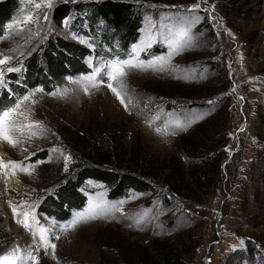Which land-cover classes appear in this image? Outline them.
Listing matches in <instances>:
<instances>
[{"label":"rangeland","instance_id":"374dc122","mask_svg":"<svg viewBox=\"0 0 264 264\" xmlns=\"http://www.w3.org/2000/svg\"><path fill=\"white\" fill-rule=\"evenodd\" d=\"M17 1L20 10L0 37V59L7 55L13 60L0 68L21 66L36 51L41 57L49 38L75 42L93 53L83 58L88 73L61 77L48 93L34 92L39 87L27 92L34 94L21 104L22 115L13 117L22 125L21 131L11 134L19 143L13 147L0 140V162L34 165L27 171L0 168V256L7 258L0 264H15L10 253L17 245L23 254L32 251L39 264H264V0H51V7L47 0ZM100 1L135 5L141 22L130 34L135 39L130 55L151 27L152 47L164 50L156 56L167 57L160 33L167 34L178 17L198 18L190 32L193 44L172 55L168 70H127L121 92L126 104L131 101L127 110L108 89L106 77L98 88L89 83L87 92L84 83H77L92 72L89 60L100 63L118 57L98 53L93 29L89 33L87 26L82 29L78 24L82 17L90 23V12L71 15L60 28L50 18L59 3ZM195 3L207 11L188 12ZM27 16L33 17L32 23L23 22ZM9 24L15 26L9 30ZM111 43L115 45L114 40ZM152 47L140 51L138 59L155 58L149 52ZM15 73L5 72L7 84ZM6 103L0 99V109L15 106ZM211 114L216 115L211 134L214 130L222 134L230 151L220 153L218 165L210 166L208 173L209 165L188 158L184 146L197 144L191 131L207 123ZM103 129L106 136L112 130L122 134L119 162L112 171H132L152 189H131L110 199L109 188L87 180L80 190L85 201L74 211L98 198L120 211L61 231L54 227L59 220L45 217L39 206L53 190L61 191L68 178L75 179L81 167H88L77 152L85 153L91 137ZM65 155L71 157L67 171ZM196 167L204 175L202 188L193 182ZM22 202L38 205L39 226L52 229L55 259L51 248L45 254L42 247L39 252L28 247L32 233L12 213V206Z\"/></svg>","mask_w":264,"mask_h":264},{"label":"trees","instance_id":"16d2710c","mask_svg":"<svg viewBox=\"0 0 264 264\" xmlns=\"http://www.w3.org/2000/svg\"><path fill=\"white\" fill-rule=\"evenodd\" d=\"M20 7V3L17 0L0 1V37L5 24L13 19ZM135 8L134 4L119 1H100L89 4L77 3L74 5L59 3L54 7L50 18L53 25L56 28H60L62 22L71 15H83L89 11L90 17L93 18L90 23L86 22L84 17H82L81 19L84 21H80L78 24H81L82 29L87 26L85 28L89 33L93 29L94 35L98 39L96 44L98 53H112L118 57L127 58L130 55V47L135 40L130 34L133 30H138L141 22L140 17L136 16L137 13L135 14ZM135 37L137 38L138 34ZM112 40H114L115 45H112ZM46 47L41 57L39 51L32 53L21 64L22 70L20 72L8 76L7 92L3 93L0 90V99L4 97L7 100L6 106L14 105L27 92L37 87H41L46 93L50 92L61 77L72 78L89 72L87 65L83 62V58L85 55L93 53L90 50L82 48L75 42L65 41L61 38H49ZM107 49L110 52L106 51ZM149 52L151 56H156L164 52V50L158 52L157 47H152ZM210 65L211 67L214 66L212 63ZM218 104L221 109L219 102ZM215 117L216 115L211 114L206 120L207 123L199 125L191 131L190 136L197 138L194 141L197 143L196 145L190 146L189 144L184 146V153L188 158H191V160L197 159L193 161L209 165L208 173L211 171L210 166L212 167L213 165L212 169H214V164L218 165V155L226 153L225 143L220 139L223 138L222 134L217 130H214L213 135L211 134V128L216 124L213 121ZM205 130L207 131L205 132ZM110 132L108 133L109 136H106V132L103 129V132L100 131L91 137L92 142L85 153L77 152V155L81 157L80 162L88 167H81L76 173L75 179L68 178L65 181L61 191L58 190L55 194L53 190L52 195H47L42 200L43 204L39 207L45 217L67 221L73 211L81 207L85 201L84 195L81 194L80 190L87 180L100 182L109 188L108 197L110 199L121 198L131 189L138 192L150 190L151 186L133 175L132 171L125 174L112 171V167L119 162L122 134L120 136L116 135L114 130ZM219 149L220 152H216ZM137 151L139 152V150ZM100 152L102 154L98 155ZM44 153L39 154V156L43 158ZM211 153H213L214 157L210 156ZM104 166L107 168H104ZM170 167L173 168V165ZM199 169L196 167L192 171L195 173L193 182L199 188H202L204 175L197 173ZM170 188L171 190H177L173 185ZM45 201L46 203L44 204Z\"/></svg>","mask_w":264,"mask_h":264},{"label":"snow or ice","instance_id":"6c2138e0","mask_svg":"<svg viewBox=\"0 0 264 264\" xmlns=\"http://www.w3.org/2000/svg\"><path fill=\"white\" fill-rule=\"evenodd\" d=\"M47 7H51V0H47ZM36 8H40V4L35 5ZM190 13H195L199 11H207V9H202L199 3H195L190 6L187 10ZM209 19H212L209 17ZM44 20H47V14L44 15ZM24 23L29 24L33 22L32 16H27L24 18ZM198 22V18L192 16H181L178 17L169 28L167 34L164 32L160 33L161 42L164 43L168 48V55L165 57L164 55L156 56L153 59L142 61L138 59L137 54L145 48L152 47L153 35L151 32V27L149 28L148 34L145 40L141 44L133 45L132 53L128 58L121 57H113L107 60H102L100 63H95L93 60H89L88 63L92 65V72L89 75H86L82 78L81 81H77V83H84V91L87 92L88 84L90 83L92 87H99L106 77L108 80L107 87L108 89L116 95L117 99L120 100V103L125 106L126 110L128 104L131 101H128V104L125 103L124 99L121 97V92L124 89L123 77L126 76L127 70L131 69H152L157 70L159 72H165L168 70V65L170 58L172 55L184 48H187L193 44L192 36L190 35L192 26ZM68 21H65L67 25ZM15 25L9 24L7 27L11 30ZM163 27V25L161 26ZM231 35V33H229ZM13 60L11 56H4L0 59V66L8 65ZM22 70L21 66H8L6 70L4 68H0V88L7 87V81L5 80V72L6 73H14L20 72ZM118 85L120 91H118ZM43 91V89L37 88L34 92ZM29 93L28 95H24L21 100H18L14 107H8L6 109H0V140L6 141L8 144L15 147L19 141L14 140L12 137V133L21 131L22 125L17 122V120L13 119L14 116H20L18 110L21 104L24 101L29 100L30 95L34 94ZM209 104L213 103V101H208ZM36 126H39V122H35ZM186 125H177V127H183ZM157 132L160 131L159 128L156 129ZM240 131H243L241 128ZM26 151V149H25ZM53 152L57 151L56 148L52 149ZM225 151H230L228 148ZM33 155H35L33 153ZM26 159H31V157H26ZM64 159V167L67 171L68 162L71 159L70 156L65 155ZM11 168L13 170L19 167L20 171H27L29 167H34V165L25 166L22 162L16 161H8L7 164L0 162V168ZM30 174V173H29ZM38 205L36 204H26L21 203V205L12 206L13 217L17 218V222L21 224L26 230L32 233L33 236V244L28 247L31 249L35 246V251L39 252L40 248L44 249L45 254H47L48 248L53 250V259H55V249L56 244L51 243L49 239L50 234H54L52 229L45 228L39 226V221L36 216V208ZM23 209L18 211V209ZM120 211L119 207L115 204H108L102 200V198H98L95 203L89 202L88 205L82 210H76L73 212L72 217L67 221H59L56 222L55 226H58L61 231H67L69 229H74L77 225L86 223L91 220L107 218L110 213ZM137 224L141 223V220L136 221ZM34 225L36 228L34 229ZM37 232L39 235V244H36V236ZM56 239H59L56 236ZM244 244V241L241 240V245ZM10 255L14 258L15 264H39L37 256L33 254L32 251H28L26 254L22 253V250L17 245L15 246ZM7 259L4 256H0V260Z\"/></svg>","mask_w":264,"mask_h":264}]
</instances>
